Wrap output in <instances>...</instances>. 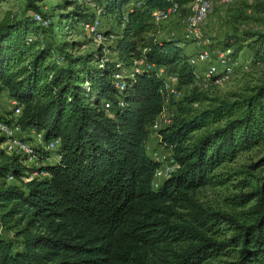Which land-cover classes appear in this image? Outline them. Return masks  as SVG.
Returning <instances> with one entry per match:
<instances>
[{
    "label": "trees",
    "instance_id": "trees-1",
    "mask_svg": "<svg viewBox=\"0 0 264 264\" xmlns=\"http://www.w3.org/2000/svg\"><path fill=\"white\" fill-rule=\"evenodd\" d=\"M36 1L25 0L26 11L47 16ZM97 1L105 14L118 16L120 25L127 9L108 55L99 45L74 54L68 49L76 41L52 39L53 21L43 26L31 13L0 22V90L21 104L16 122L23 130L43 132L34 146L49 172L17 184L6 177L12 173L19 180L24 173L19 156L0 162V226L11 231L7 237L0 230V264H159L150 250L166 264H264V172L259 181L239 180L249 189L230 200L252 202L238 215L205 207L193 197L223 162L264 141V79L232 100L213 98L203 107L194 104L210 98L196 87L182 96L177 115L158 130L157 141V147L171 149L179 167L154 187L159 162L146 143L151 124L172 96L150 69L118 90L115 58L129 65L144 56L176 72L178 85H194L195 68L182 38L150 37L138 44L139 34L156 26L152 10L190 0ZM92 14L77 3L60 14L57 25L65 18L76 26ZM240 37L235 40L246 41L253 62L264 59L263 31ZM231 44L226 40L221 49L231 55ZM55 138L61 155L56 160L46 147ZM177 207L188 209L190 219ZM175 240L182 244L178 250ZM220 255L225 259L212 262Z\"/></svg>",
    "mask_w": 264,
    "mask_h": 264
},
{
    "label": "rangeland",
    "instance_id": "rangeland-1",
    "mask_svg": "<svg viewBox=\"0 0 264 264\" xmlns=\"http://www.w3.org/2000/svg\"><path fill=\"white\" fill-rule=\"evenodd\" d=\"M36 2L40 10L47 16H50L53 21L49 37L54 38L58 42L62 40L76 41V45L68 49L73 51L74 54L90 52L98 46L97 42L94 41L93 34L86 32L82 22L70 27L64 18L61 21V25L59 27L57 25L61 17L60 14L64 15L67 11L72 10L74 5L79 3L77 0H37ZM80 6L84 10L87 9L88 13L93 12L87 0L80 3ZM26 12L30 13L31 11H26L25 0H0V22L13 17H21ZM110 15L103 14L102 22L104 26H109L114 33L120 32L122 30V25L119 22L120 19L118 16L113 17ZM184 18L185 12L181 10L179 14L173 15L163 22L156 23V26H151L149 30L139 34L138 44L141 45L143 42L148 41L150 37H156L159 40L170 37L182 38L183 41H181L180 45L183 46L189 55L198 56L200 51L207 50L209 57H212L228 40L232 42L231 59L234 62L233 70L229 78L222 82L216 81L212 76L208 80L197 78L194 85H178L181 95L171 97L165 104L162 112L156 117L162 124L173 121L174 116L177 115V101L182 96L188 94L194 87H196L197 91H202L210 98L194 104V106L203 107L208 105L213 98L232 100L239 94L249 92L253 86L264 79V59L253 62L246 47V41L240 42L239 40L238 42V40H235L241 38L240 34L246 31L264 32V0H231L230 2L213 0L212 9L207 17L198 25L196 33L194 31L191 32V37L189 38L184 36ZM114 39L115 36L109 38L106 45L110 46V41ZM236 46L240 47L236 49ZM206 65V62L198 61L193 66L197 72H202L206 68ZM8 100V94L0 90L1 112H6L10 109L11 105ZM149 130V133L153 132L152 128ZM199 132L200 130L196 133ZM30 133L33 134L28 136V139L31 141L39 138L35 131H31ZM151 137L148 142L150 147L153 145L157 147V140L154 138V142H150ZM8 145L9 142L5 139L0 143V162L10 161L18 155L14 153V148H10ZM162 150L165 154H172L171 149L168 147H164ZM50 151L51 156H54L55 150ZM263 156L264 141L250 149L239 152L232 161L223 162L214 170L213 176L209 178L208 182L194 191V199L203 206L213 210H221L238 215L240 212L246 210L252 201L246 205H235L230 200V197L234 193L244 192L249 189L248 186L242 187L239 185L241 178L248 177L252 182L259 181L261 174L264 172V163L259 164ZM19 160L25 165V170L30 169V166H28L32 164L30 159L22 155L19 157ZM252 163H257V166L251 167L250 164ZM163 166L166 169L170 166V163L165 162ZM163 179L162 175L157 176L159 182ZM21 181V179L9 180V182L17 184H21ZM177 210H179V215L190 219V216L187 214L188 209L177 207ZM176 220L180 221L178 218ZM0 230L3 231L5 236H11V231L3 230L1 226ZM208 235L221 238V234L219 233L209 232ZM172 245L178 250L182 244L177 243L175 240L172 242ZM184 246L186 247L185 242ZM149 253L150 257L155 259L157 263L166 264L161 254H155V251L152 250ZM223 259H225V255H220L212 262H218Z\"/></svg>",
    "mask_w": 264,
    "mask_h": 264
},
{
    "label": "built area",
    "instance_id": "built-area-1",
    "mask_svg": "<svg viewBox=\"0 0 264 264\" xmlns=\"http://www.w3.org/2000/svg\"><path fill=\"white\" fill-rule=\"evenodd\" d=\"M79 3H82L84 0H77ZM224 2H230L231 0H222ZM90 5L91 11H93L92 16L86 21L82 22L83 28L89 34H93L94 41L97 42V45L101 46L103 51L108 55L110 49L106 42L109 38L115 36L113 31L109 26H104L102 22V16L104 14L103 7L97 3L95 0H87ZM133 3L131 1L128 7ZM137 4L140 2L137 1ZM213 0H190L182 5H180L177 1L171 2L169 5L156 8L151 12V20L155 23L163 22L169 19L171 16L179 14L181 12V8H185V34L186 38L191 37V32H197V27L200 23L204 21L207 17L208 13L212 9ZM33 19L43 25L48 26L52 21L50 16H43L39 11L30 12ZM110 16L115 17L114 14ZM112 17V18H113ZM111 19V17H109ZM127 20V9L123 11L122 14V23ZM33 36H28L27 40L31 41ZM113 41V40H112ZM110 41V44L112 43ZM230 49H219L212 57H209V53L207 50H202L198 53V56H194L190 54L188 59L189 62L194 65L196 62H206V68L203 69L202 72H197L195 70V80L197 78H202L204 80H208L212 76L216 81L222 82L229 78L230 74L233 70V60L231 59ZM58 57V56H57ZM61 59L60 57H58ZM117 70L114 73L113 83L118 88V90H123L128 81L134 79L138 72L143 69H150L155 72L158 76H160L164 80V86L167 90L168 94L173 96L181 95L180 89H178L179 77L176 72L167 71L164 65H157L152 61H148L144 56L133 58L129 65L124 64L121 60L115 58ZM9 103L11 107L6 112H1L0 110V136L3 137L6 141L9 142L8 147L14 148V153L18 154L17 156L24 155L28 159L31 160L32 164L30 169L24 171L23 174L20 175L19 179L22 181H27L32 178H44L49 175V172L43 168L44 161L38 158V155L35 150V144L42 140L43 132H37L34 129L23 130L21 126L16 122L17 115L21 112V104H19L15 99L9 97ZM110 106V102H104V108H108ZM11 120V121H9ZM169 121V120H168ZM167 123V122H166ZM170 123V122H169ZM167 123V124H169ZM162 124L157 118L151 124V128L153 132H150V136L154 137L158 142L161 140L160 134L158 130L167 125ZM35 131L36 135L39 137L38 139L30 140L28 139L29 135H33L30 132ZM149 140H147L146 148L150 152L152 158L159 162V166L157 167L154 175V179L152 181V185L157 187L159 182L157 180V176H161L163 178L171 176V174L179 167L178 161L174 158L171 153L165 154L163 152V145L155 148L153 146L150 147ZM60 144L59 138H55L49 142H47L46 147L50 150H55L54 156H51L52 159L56 160L61 157L59 153L56 152ZM169 162L170 166L166 169L164 168V163ZM7 181L10 179H15V176L12 173H8L6 177Z\"/></svg>",
    "mask_w": 264,
    "mask_h": 264
},
{
    "label": "crops",
    "instance_id": "crops-1",
    "mask_svg": "<svg viewBox=\"0 0 264 264\" xmlns=\"http://www.w3.org/2000/svg\"><path fill=\"white\" fill-rule=\"evenodd\" d=\"M181 43V42H180ZM188 53V52H187ZM150 140V139H149ZM153 140V141H152ZM150 142H154V137H151V141Z\"/></svg>",
    "mask_w": 264,
    "mask_h": 264
}]
</instances>
